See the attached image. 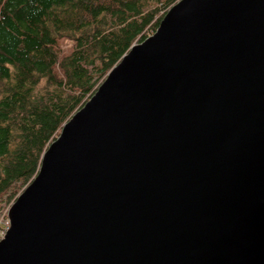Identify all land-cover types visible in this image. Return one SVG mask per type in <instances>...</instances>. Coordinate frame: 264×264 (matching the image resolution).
Instances as JSON below:
<instances>
[{"label":"water","instance_id":"obj_1","mask_svg":"<svg viewBox=\"0 0 264 264\" xmlns=\"http://www.w3.org/2000/svg\"><path fill=\"white\" fill-rule=\"evenodd\" d=\"M0 264H264V0H181L64 125Z\"/></svg>","mask_w":264,"mask_h":264},{"label":"trees","instance_id":"obj_2","mask_svg":"<svg viewBox=\"0 0 264 264\" xmlns=\"http://www.w3.org/2000/svg\"><path fill=\"white\" fill-rule=\"evenodd\" d=\"M179 1L0 0V217L6 226L10 207L38 175L64 125Z\"/></svg>","mask_w":264,"mask_h":264},{"label":"rangeland","instance_id":"obj_3","mask_svg":"<svg viewBox=\"0 0 264 264\" xmlns=\"http://www.w3.org/2000/svg\"><path fill=\"white\" fill-rule=\"evenodd\" d=\"M147 35H149V37H150L151 36V33H148ZM5 211L7 212L8 210H5ZM3 223H4V220H3L2 217H0V234L3 232V229H5V227H6V224L4 223L5 225H3ZM0 239H1V237H0Z\"/></svg>","mask_w":264,"mask_h":264},{"label":"built area","instance_id":"obj_4","mask_svg":"<svg viewBox=\"0 0 264 264\" xmlns=\"http://www.w3.org/2000/svg\"><path fill=\"white\" fill-rule=\"evenodd\" d=\"M8 229H9V226L7 225L5 227V229H3V232L0 234L1 239L4 238V236H5V234H6V232H7Z\"/></svg>","mask_w":264,"mask_h":264}]
</instances>
